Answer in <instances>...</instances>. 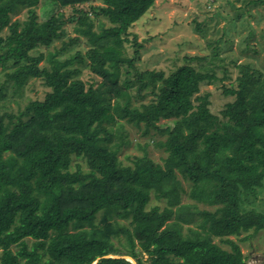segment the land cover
I'll list each match as a JSON object with an SVG mask.
<instances>
[{
    "label": "trees",
    "instance_id": "1",
    "mask_svg": "<svg viewBox=\"0 0 264 264\" xmlns=\"http://www.w3.org/2000/svg\"><path fill=\"white\" fill-rule=\"evenodd\" d=\"M155 1L0 0V71L10 69L0 84V264H144L138 245L151 264H247L231 236L264 230V71L237 65L219 116L195 96L214 74L191 63L141 70L131 28ZM39 3L72 7L69 22L88 15L87 54H62L77 37L35 54L66 33L56 14L39 19ZM22 9L27 18L4 35ZM76 63L101 80L84 81ZM32 79L49 88L44 99L9 110L7 85L21 92ZM127 124L157 138L163 163L149 143L130 164L120 159ZM152 193L167 205L149 207Z\"/></svg>",
    "mask_w": 264,
    "mask_h": 264
},
{
    "label": "rangeland",
    "instance_id": "2",
    "mask_svg": "<svg viewBox=\"0 0 264 264\" xmlns=\"http://www.w3.org/2000/svg\"><path fill=\"white\" fill-rule=\"evenodd\" d=\"M253 1L156 0L154 6L131 28L132 37L136 35L137 41L142 44L133 58L141 70L158 69L169 74L174 68L191 63L197 69L200 68L214 74L215 79L210 81L206 79L201 82L200 90L195 96L208 95L211 110L220 116L226 103L235 98V94H226L224 89L236 86V78L239 75L237 65L249 63L264 71V3L260 0H258L259 3H253ZM42 6L43 4L39 3L37 7L39 19L43 21L51 14H56L64 22L66 33L61 39L55 40L50 47H38L35 54L53 52L60 48L63 42H69L76 37L80 39V42L70 46L62 54H75L78 50L84 55L87 54L90 45L85 36L88 15L80 16L77 22H69V17L74 13L72 7L53 9ZM26 18L27 9L12 12L10 20H5L7 27L4 35H7L16 23ZM127 50L132 55L136 49L127 44ZM188 58L190 59L187 60ZM40 65H49V62L46 59ZM74 66L82 68L83 72L80 77L87 83L101 80L84 64L76 63ZM8 68L0 71V84L5 81V72L10 70ZM47 92L49 88L41 79H32L21 92H14L9 83L5 89L4 102L9 110L17 112L31 100L44 99ZM153 97L154 95L150 94L147 101ZM195 102L199 103L198 100ZM126 127L132 143L123 147L120 154V159L125 164L131 163L128 157L132 158L136 154L142 155L144 151L140 145L146 143H149L148 155L156 162L163 163V158L167 154L155 145L153 140L157 138L152 135L143 136L141 130L129 124ZM178 178L185 189L189 190V182L181 175ZM182 197V202H191L187 193L184 192ZM260 203L261 200L258 198L255 204ZM154 205H160L163 208L167 205V200L157 198L152 193L149 207ZM257 207L262 208L259 205ZM231 238L240 244L247 264H264V230L257 232L250 230L239 236H231ZM220 244L229 249L227 244ZM136 252L144 264H151L150 255L144 252L140 245L137 246Z\"/></svg>",
    "mask_w": 264,
    "mask_h": 264
},
{
    "label": "water",
    "instance_id": "3",
    "mask_svg": "<svg viewBox=\"0 0 264 264\" xmlns=\"http://www.w3.org/2000/svg\"><path fill=\"white\" fill-rule=\"evenodd\" d=\"M106 257H120V256H115V255H108ZM124 258H126L127 260H130L133 264H139L133 257L125 255L123 256ZM97 261H95L93 264H96Z\"/></svg>",
    "mask_w": 264,
    "mask_h": 264
}]
</instances>
